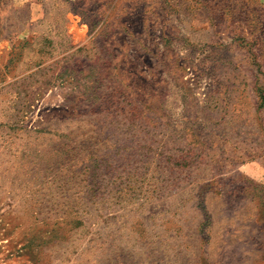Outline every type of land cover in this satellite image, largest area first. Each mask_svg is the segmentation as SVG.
I'll return each mask as SVG.
<instances>
[{
	"label": "rangeland",
	"instance_id": "374dc122",
	"mask_svg": "<svg viewBox=\"0 0 264 264\" xmlns=\"http://www.w3.org/2000/svg\"><path fill=\"white\" fill-rule=\"evenodd\" d=\"M0 264H264V0H0Z\"/></svg>",
	"mask_w": 264,
	"mask_h": 264
}]
</instances>
